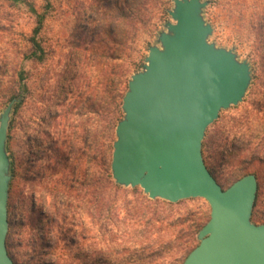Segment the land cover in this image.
Returning a JSON list of instances; mask_svg holds the SVG:
<instances>
[{"label": "rangeland", "instance_id": "obj_1", "mask_svg": "<svg viewBox=\"0 0 264 264\" xmlns=\"http://www.w3.org/2000/svg\"><path fill=\"white\" fill-rule=\"evenodd\" d=\"M27 1L44 15L35 36L42 60L30 57L37 14L0 0V113L15 100L9 148L6 144L11 177L14 164L10 255L23 261L27 248L18 243L32 233L28 220L33 219V231L43 227L51 239L62 240L63 250L56 252L61 264H181L192 223L204 225L210 218L205 200L155 199L165 216L155 223L151 218L158 211L146 207L151 199L141 188H92L96 146L106 143L110 89L124 69L129 78L141 71L148 48L158 45L157 35L172 22V0H128L126 7L125 0ZM130 2H141L140 11L119 17L121 9L134 5ZM259 7L258 0H208L203 9L212 26L208 42L247 61L251 81L242 101L222 110L206 129L202 157L222 188L256 174L255 225L264 223V133L258 132L264 127V63L250 57L253 42L264 36ZM19 71L25 73V87ZM244 133L248 149L233 151L231 144ZM197 243L194 236L190 248ZM55 259V254L42 258Z\"/></svg>", "mask_w": 264, "mask_h": 264}, {"label": "water", "instance_id": "obj_2", "mask_svg": "<svg viewBox=\"0 0 264 264\" xmlns=\"http://www.w3.org/2000/svg\"><path fill=\"white\" fill-rule=\"evenodd\" d=\"M172 22L150 46L141 71L132 74L115 127L110 171L115 184L139 187L151 200L201 198L210 218L182 264H264V223L251 215L254 174L222 188L202 157V141L222 110L240 103L251 81L250 65L232 49L208 42L203 18L208 0H172ZM11 100L0 113V264H14L6 249L10 159L6 150Z\"/></svg>", "mask_w": 264, "mask_h": 264}, {"label": "trees", "instance_id": "obj_3", "mask_svg": "<svg viewBox=\"0 0 264 264\" xmlns=\"http://www.w3.org/2000/svg\"><path fill=\"white\" fill-rule=\"evenodd\" d=\"M9 1L11 3L14 4H23L26 5L29 10L31 12H33L34 14H37L36 11L34 10V8L30 5V3L27 0H6ZM259 4L261 5L260 8V16L261 18H259L262 23H261V27L262 29H264V0H258ZM141 2L136 3V5L134 3L130 4H134L133 6L129 5L127 10L121 9L120 10V14H118V16H122V18H126L125 16L130 15L132 12H138L140 11L139 9V5ZM123 6H127L128 5V0H125L122 4ZM36 27L33 30V36L30 38V43L32 44L34 50L33 52L30 54L31 58H35L36 60H42L43 58V50L38 42V39H36V35L39 34L41 27H42V23L44 20V15L43 14H37L36 15ZM39 53V54H38ZM250 57L255 61V62H260L261 64L264 63V36L260 37L258 39H256V41L253 42L252 44V50H251V54ZM116 70V69H113ZM115 73V72H114ZM130 72L128 71V69H124L120 75V79L119 81L114 82L112 89H110V105L112 107L110 115H109V119L107 122V128L105 130V137L106 140L104 142L99 143L96 146V168H95V177L92 180V188L93 191L96 192L97 190H100L101 188H108L110 190H113L115 192H117L121 186L117 185L114 183V181L112 180L111 177V171H110V162H111V153H112V144L114 142V138H115V127L118 123V121L122 118L123 113L121 110V105H122V98L124 96V93L127 90V82H128V78H129ZM26 79L25 77V73L24 71H19L18 72V82L20 84L21 87H25V85L23 84V81ZM121 86L123 87L122 89H118V87ZM21 103V102H20ZM18 103V104H20ZM16 107L18 108V105H16ZM12 121V120H11ZM11 121L9 122V126H8V132H7V147L9 148V142H10V132L12 129L11 126ZM260 126V124H259ZM259 133H264V127L263 125L261 126L260 130L258 131ZM103 135V134H102ZM100 135V138H103L104 136ZM240 140L237 141V143H232L231 144V149L233 151H245L248 148L246 147L247 145L244 144H250L251 141L249 140V138L245 137V133L243 134V136H241L240 138H238ZM32 143L35 141H31ZM204 145L202 144V147ZM203 150H202V155H203ZM204 159V163L206 165V167L208 168L210 174L214 177V179L216 180L212 168L209 165L208 161L206 158ZM13 161H11V181L9 183V194H11L14 185H13V179H14V171H13ZM247 175V174H245ZM256 179L257 176L256 174H254ZM244 176V175H242ZM241 176V177H242ZM35 177H30L29 180H32ZM240 178V177H239ZM237 180V179H236ZM235 180V181H236ZM217 182V180H216ZM218 183V182H217ZM258 183H257V192H256V198L254 201V205H253V209L257 206V197H258ZM154 201V202H153ZM147 200V208H152L153 206L155 207V210L158 211V213H153L155 216L151 218V220L155 223H163L165 216H163V213L159 211V209L156 206V200ZM11 203L8 201L7 203V220H8V225L10 223V219H9V211L11 210ZM34 206V205H33ZM28 222H31L30 225L32 226V233L27 235L26 238H24L22 241H19V245H22L23 247L27 248L26 252L22 255V257L24 258L23 261L18 262L17 260L13 259L12 256L10 255V251L8 249V238H9V233L7 232L6 235V249H7V253L10 256L11 260L13 261L14 264H61L60 263V259L59 257L56 255V252L58 250H63L62 247H60L61 241L60 239H51L48 234L49 232H46L45 229L43 227H40L39 229L34 230V227L37 224H34L33 219L28 220ZM206 224V223H205ZM204 224V225H205ZM21 225V224H20ZM19 225V226H20ZM204 225H199L198 223H192L191 225V231L189 233V235L187 236L188 239H191V241L194 240V236L196 237L197 232L204 226ZM66 234V233H63ZM191 241H189V245L186 247H183L185 249V256L183 258V260L185 259V257L188 255V253L196 247L192 246L190 248V244ZM198 244V243H197ZM31 251V252H30ZM53 254H55L56 259L51 262V261H44L42 260V258L44 256L47 255H51L53 258ZM65 261H63L64 264ZM183 262V261H182ZM65 264H67L65 262ZM182 264V263H181Z\"/></svg>", "mask_w": 264, "mask_h": 264}]
</instances>
